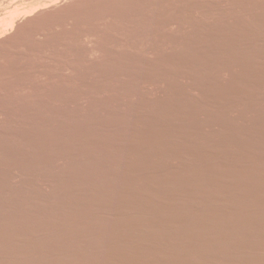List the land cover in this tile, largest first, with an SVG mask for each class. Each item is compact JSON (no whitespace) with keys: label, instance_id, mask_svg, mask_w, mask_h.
<instances>
[{"label":"bare ground","instance_id":"1","mask_svg":"<svg viewBox=\"0 0 264 264\" xmlns=\"http://www.w3.org/2000/svg\"><path fill=\"white\" fill-rule=\"evenodd\" d=\"M175 1L0 0V225L14 223L21 238H29L28 227L19 221L23 216L34 219L38 231L43 227L49 236L62 237L66 225L74 239L68 248H49L36 236L24 245L0 228L1 241L14 250L0 252L1 263L41 264L46 258L60 264L68 257L95 252L101 258L119 256L136 264L152 247L172 239L184 242L187 254L198 247L227 264H264V259H255L264 255V188L236 192L238 200L233 201L205 185L215 177L264 183V158L253 156L264 152V113L259 112L260 106L264 108V0ZM195 14L197 21L191 20ZM31 41L36 54H46L47 67L35 65ZM25 45L28 53L15 55ZM230 63L239 69L231 72ZM212 89L221 93L211 94ZM18 90L20 94L11 93ZM105 135L156 139L153 150L143 152L188 159L182 173L198 177L195 190L182 189L186 180L171 177L162 181L163 188H138L141 179L134 175L123 178L130 188L84 186L75 173L82 171L87 182L114 183L120 174L96 173L87 161L83 165L54 162L43 158L35 146L67 151L74 149L75 138ZM164 139L172 141L169 148ZM174 141L202 149L209 159L199 162L197 154L184 153ZM11 148H16L14 154L7 152ZM240 148L251 151L247 168L228 175L211 169L219 153L229 161L239 158ZM91 150L83 152L87 159L96 153ZM122 160L112 166L126 163ZM129 163L136 169L140 166ZM99 166L109 168L110 163ZM47 170L61 176L53 177ZM144 193L184 201L189 210L169 205L153 211L140 202ZM213 202L217 208L209 207ZM90 208L119 215L123 223L109 226L103 218L88 214ZM79 209L87 214L77 216ZM46 210L71 214L72 221L53 220ZM155 221L190 226L195 234L180 238ZM86 225L103 241L91 242L75 231ZM132 228L151 234L136 238L131 236ZM116 244L131 246L132 254Z\"/></svg>","mask_w":264,"mask_h":264},{"label":"rangeland","instance_id":"2","mask_svg":"<svg viewBox=\"0 0 264 264\" xmlns=\"http://www.w3.org/2000/svg\"><path fill=\"white\" fill-rule=\"evenodd\" d=\"M176 1H175L176 3H180L181 2L179 0H176ZM176 17H175V19H176ZM191 20L197 21L198 20V14H195L193 19H191ZM138 22H140V20L137 21L136 23H138ZM33 42L35 44V41H31V42H29L30 45ZM34 44L31 45L32 48L34 47ZM26 45L24 46V48H22V51H21L20 48L16 49L15 55H17L18 53H19L18 55H20L23 52H25L28 49L27 46H30V45H27V46ZM24 49H26V50L24 51ZM31 51H32V53H31ZM31 51H30V53L32 54V56L34 54L36 55V56L35 55L33 56L34 59L37 60L36 62L34 60L35 65L40 66V67H44V66L47 67V64L46 63L44 64L45 59H47L46 54L43 55V53H41V52H38V54H36L37 51L34 50V48ZM108 51H110V50L108 49ZM55 52H56V50H55ZM43 56H44V59H43ZM12 57H14V55H12L10 57V59H9L11 62L13 61ZM38 59H39V62L41 60L40 63L38 62ZM228 65L229 66H227L228 67L227 69L228 70L231 69L232 70V71L230 70L231 72H234V70L237 71L239 69V67L237 65L235 66V64H233V63H230ZM104 67L105 66H103V68ZM106 68H104V69H106ZM220 91H217L216 89H212L211 91L209 90V92L211 94H217V95H219L221 93ZM11 93L12 94L19 93V90L18 91H12ZM261 107L262 106L259 107V112L264 113V108L263 107L261 108ZM155 138H157V137H155ZM75 139H76L75 141L73 140V143H74V145H73L74 149L73 150L55 151L54 152L53 150H50V147L47 148V147L42 146V145H40V147H39V144H36L35 146H37L36 148H38V151H40V154L43 156V158H46V159H49V160H52V161L55 160L54 162L60 161V162H62V164H65L64 162L68 163L70 161H75L77 164L83 165L87 161L86 164L91 163V165H94L93 170L96 173H99V172H102V171L103 172H107V171L108 172H110V171L112 172V171H114V172H117L118 175L120 174L119 175V179H117L116 183L109 182L108 181L109 179H106V180L104 179L105 182H103L100 179H96L94 181H88L87 182L86 179H85V175L82 174V171H80V173H79V171H77V173H79L78 175H76V173L74 174L75 171H73V170L70 171V172H73L74 176H77L79 178L81 183L83 181L82 184L84 186L92 187V188H95V189H98V187H100V186H102V187H110V186H112V187H117V188H130V187H132V185L128 182V180H124L123 178H132L131 176L134 175V176H136V178L138 180L141 179V183L139 181V183L137 182V184L135 186V187H138V188H143L146 185H148V186L149 185H160V187L163 188V187H165V184L162 181L167 179L166 177H171V178H173L175 180H179V179L186 180L185 184L182 185V187H183L182 189L195 190L194 186H195L196 180H194V179H197L198 177L197 178H193V177H190V174H188V173H182L186 169V166H184V163H187L188 159H186L184 157H177L175 159V157L174 156L171 157V155L163 156V157L160 158V157H156V156H152V155H147V154H145L143 152V150H146L147 148H150L148 150H153V147L157 143L156 139L155 140L154 139H150L149 140V138H148L146 140H140V139L137 140L135 138L131 139L130 137H128V138H126L127 139L126 140L124 137H123V139H121L120 136L114 137V136H108V135L103 136V138H96V137H93V136H86V137H78V138H75ZM98 139L100 140V144H102V145H100L98 143ZM133 139H135V140H133ZM102 140L104 142H102ZM119 140H122V141L119 142ZM108 141H110V142H108ZM164 141H165V139H164ZM124 142H125L126 145L124 144ZM137 142L140 143V144H138ZM174 142H175V146H177L179 149L183 150L184 153H186V154L188 153L189 155L191 153L197 154L196 157H197L199 162H203V161H205V159H207L209 157L208 154L205 153L202 149L199 151L198 149H193V147H188L187 144H185L183 142H176V141H174ZM97 143H98V145H97ZM103 143L106 144V145H104ZM146 143H147V145H146ZM94 145L96 146V148H95ZM142 145L144 146V148H143ZM171 145H172V141H170V140H166L164 142V146H166V148H169ZM93 146H94V148L96 150L94 148H92ZM98 146H103V147L105 146V147L104 148L103 147L100 148ZM119 146H120V148H119ZM130 147H131V149H130ZM11 149H7V152L10 151L11 154H14L16 152V148H11ZM41 149H42V151H41ZM91 149H93V150H91ZM102 149H104V150H102ZM136 149H138V151H135ZM88 150H91L92 152L95 150L94 152H96L94 154L95 159H94V157H93V159H91L93 155L90 158H88L89 161L91 160V162L88 161V159H87L88 156L85 157L84 154H83V152L88 151ZM98 150L99 151L101 150V152H99L100 153L99 155L97 154ZM119 150H121V151H119ZM239 151H241L240 152L241 155L238 156L239 158H233V159L230 158L229 161H226V159H228V158H223L221 156L223 154L219 153L218 155L220 156V158L215 159L214 161H212L211 169H213L216 174L228 175L230 172H237L239 170H242V168L243 169L247 168L246 161H248L249 157H251V156H248L251 153V151H248L246 148H240ZM123 152H124V154H123ZM53 153H55V154H53ZM63 153H64V155H63ZM247 153H248V155H247ZM67 154H68V156H67ZM263 155H264V152H259V153L256 152L255 155H253V156L256 157L259 160H262L264 158ZM75 156H77V157H75ZM82 157L84 158V160H82L83 159ZM140 157H141V160H140ZM65 159H67V160H65ZM121 160L125 161L126 163H122L123 165L120 163L121 166H119L120 164H118V166L117 165L112 166V162L113 161H120L121 162ZM127 160H129V161L127 162ZM133 161H135V163L140 165L139 168L136 169V168H133L131 166V163H129V162H133ZM100 162L101 163L107 162L108 164L110 163L109 168L108 167L101 168L99 166ZM200 164H202V163H200ZM113 167H115L114 168L115 170L113 169ZM223 169H225V170H223ZM41 170L44 171L43 169H41ZM46 172H48L53 177L54 176L55 177L61 176L60 173H57V172H53L52 173L51 170H49V171L47 170ZM145 173H147L148 175H145ZM73 174H71V175H73ZM79 175H81V176H79ZM146 176H148L150 178L146 179ZM246 182H247V184H246ZM142 183H144V185ZM205 185L207 187L211 188L213 193H217L218 192V194L223 195V196L228 195V196L231 197V199L233 201H237L238 200V198H236L233 195L236 192L242 193V194H246L247 192L250 193L252 191L259 192V190L264 188L263 181L262 182L261 181H259V182H250L249 180H244L243 182H241V181L240 182L230 181V180L229 181L228 180H225V181L222 180L221 181L217 177L208 179L207 182L205 181ZM128 192H131V191H128ZM140 196H141L140 202L142 201L143 205L151 208L153 211H159L160 209H163L165 206H169V205L170 206H174V207H176V209L181 210V211H183L182 209H185V211L189 210V208L186 209L189 206L184 201H180V200H177V199H170V198L169 199H164V198L161 199V198L153 197V196H151V195H149L147 193L146 194L145 193L141 194ZM125 205L126 204L123 201V206H125ZM210 206H212L214 208H217L218 205H217L216 202H213L212 204L211 203L209 204V207ZM86 210H87V213L91 214V216H93L94 218L95 217L96 218L100 217V220H102V218H103L104 221L108 222L107 223L108 225L109 224L110 225L111 224H115V223H119V224L123 223V219L119 215L116 216L114 214H110L109 216H107V215H104L103 213H100L98 211V209H94V208H90V209H86ZM46 211H49V214L53 215V216L51 215V217H52L51 219H53V220H58L59 219L60 221H63V222L72 221L71 214H69V212H67V214H69L70 216L68 215V217H67L66 214H64L65 212L63 213L62 211H58V212L57 211H54V212L52 211L51 212V210H46ZM83 211H84L83 209L77 210V212H78L77 216L81 217V216H84V213H85V215L87 214L85 211L83 213ZM79 212H82V213H79ZM53 217H55V218H53ZM56 218H58V219H56ZM19 221L21 222L22 226L26 225V227H28L29 230L28 229L27 230L29 232L28 233V237L30 236L29 238L25 237V238L22 239L21 236L19 235L17 229H16L17 226H15L14 223H4V224L0 225V228L3 231V234H7L8 238H12V239L17 240L15 242L21 241L24 245L26 243H27L26 245H30L31 240L34 239L35 236H36L37 240H39L41 242V244H50L49 248H53L54 246H56L58 248H59V246L68 248V247H71V246L74 245V239H73V236L71 234V229H70V227H67L66 225L63 228L64 231H60L59 230L60 232L64 233V234H61L62 237H60V236L57 237L56 235L49 236L48 234H44L43 230H42L43 227H41L40 231H38V228H36V226H35V220L34 219H28L27 217L20 216ZM156 223L163 224L168 231L171 230V232L173 234L179 236L180 238H181V236L182 237L185 236V235H187V236L192 235L193 236V234H195L194 229H192L190 226L187 227V226H183V225H172V224H170L169 222H166V221L156 222ZM22 226H20L19 228H22ZM72 226H74V225H72ZM50 228H51V230L54 229L53 227H50ZM76 230L78 232H80V234L85 239L91 240V242L93 241L95 243H98V242H102L103 241V236L100 235V234L98 235V234L94 233L95 231L94 230L93 231L90 230L87 227V225H86L85 229L83 228V230H80V228H75V231ZM14 231H16V232L14 233ZM130 232L132 233L131 236H134V237L136 236V238L138 236L142 237V236H146V235H150L151 234V231H149L147 233V230L144 232V230H139L137 228L130 229ZM163 232H167V231H163ZM14 234H15V236H14ZM244 235L248 236L247 234H244ZM97 240H99V241H97ZM249 240H251V238H249ZM161 243L162 244H160L159 247H152L150 252L148 254H146L145 256L138 257L136 261L139 262V263L136 262V264H172V263L173 264H187L188 262H189L188 264H227L228 263L227 261H224V260L222 261L221 259L220 260L219 259H215L214 256H212L210 253L207 254L204 249L198 248V247H192L191 248L192 252H189V254H187V252L184 251V249L187 248V245L184 242L181 243V242H178V241H175V240H172V239H168L167 241H162ZM11 246L6 245V243L1 241V239H0V252L1 253L10 254L11 252H13L14 250L12 249L13 247H11ZM114 246L116 248H118L119 250L125 252L129 256L132 254L133 248H131V246L129 247L128 245L125 246V245H121V244H119V245L116 244ZM176 252H178L180 254L177 255ZM210 256H212L213 258H211ZM19 257L21 259H23V261L25 260L23 258L24 257L23 255H20ZM70 258L71 257H68V259L65 260V261L60 260L61 261L60 264H122V263L123 264H129V263L133 264V263H135V261L131 262V261H128V258L124 259V258L119 257V256H110V257L106 256L104 258H101L95 252L94 253L91 252L90 255H88L86 257L85 256H81V258H73V259H70ZM255 259L263 261L262 259H264V255L258 256V257L255 256ZM53 260L54 259L48 260L46 258H43V259H41V264H59V263H56ZM1 264H8V263L2 262Z\"/></svg>","mask_w":264,"mask_h":264}]
</instances>
